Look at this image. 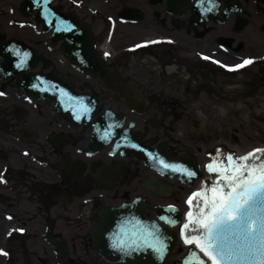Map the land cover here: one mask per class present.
Instances as JSON below:
<instances>
[{"label":"flooded vegetation","instance_id":"1","mask_svg":"<svg viewBox=\"0 0 264 264\" xmlns=\"http://www.w3.org/2000/svg\"><path fill=\"white\" fill-rule=\"evenodd\" d=\"M85 1L50 8L73 11L90 36H54L15 3L0 10V44L22 42L37 59L16 73L0 57V264H111L91 235L103 210L139 201L149 219L170 205L181 216L217 149L264 140V0H101L96 11ZM132 140L196 165L192 186L172 177L164 196L144 188L159 175Z\"/></svg>","mask_w":264,"mask_h":264},{"label":"snow or ice","instance_id":"2","mask_svg":"<svg viewBox=\"0 0 264 264\" xmlns=\"http://www.w3.org/2000/svg\"><path fill=\"white\" fill-rule=\"evenodd\" d=\"M210 2L215 5L216 0ZM34 3L47 5L48 0H34ZM57 30H61L59 26ZM64 30H68L66 22ZM249 63L251 60L245 59L232 67L240 68ZM22 65L20 58L16 66ZM79 111L86 113L89 109L81 105ZM216 151L218 158L205 166L209 173L215 174L214 178L208 185L202 182L201 187L188 196L189 210L180 228L184 243L195 245L206 260L193 251L188 255L195 257V264H264V148H254L240 156L220 157V150ZM157 162L164 169L186 173L189 177L196 175L181 165L164 160ZM168 210L175 211L171 205ZM167 222L177 223L175 219ZM111 246L125 255L145 248L159 253L165 248L160 229L153 225L150 231L139 221L130 229L122 226Z\"/></svg>","mask_w":264,"mask_h":264},{"label":"water","instance_id":"3","mask_svg":"<svg viewBox=\"0 0 264 264\" xmlns=\"http://www.w3.org/2000/svg\"><path fill=\"white\" fill-rule=\"evenodd\" d=\"M55 0H48L47 5H37L34 3V0H21L19 4V12L22 17H30L34 13L33 18L37 23H43L45 30H49L50 27H53V35L58 36L60 34L69 35L73 33V36L86 35L89 36L88 27L84 26L76 17L74 13L60 14L59 7L50 8V4ZM61 1V0H58ZM46 8V12H42V9ZM127 12L124 9L120 15ZM53 22V24H46ZM57 22H60L59 25ZM65 22L68 30H64ZM61 30H57V27ZM80 42L78 39H74V43ZM76 53L79 59L81 49L76 48ZM27 53V55H24ZM10 55V56H9ZM85 56L93 60V65L90 68V73L97 78H100L103 84L108 85L110 83L109 76L105 74L102 66L99 64L98 60L93 57L89 52H86ZM0 57H4L6 62L4 63L3 68L14 69V71L22 72L29 69H32L36 66L37 59L34 54L21 42H10L5 44H0ZM15 58V60H13ZM20 58L23 59V65L17 67V63ZM16 61V62H15ZM29 79L33 81V85L36 86L37 92L46 93V83L44 80L37 76L24 75L23 80L29 82ZM88 114V113H87ZM132 153L141 158L143 163L147 164L154 172H156L159 177L151 175L145 178L142 182V186L152 192L157 196H164L167 191V183L164 178H170L175 175L178 176V179L184 182L186 185H190L191 181L196 178L198 168L196 165H189L187 159H172L168 155H164L162 151L154 154L150 152L144 146L142 147L140 143L132 140L131 150ZM156 156V158L154 157ZM157 160H164L167 163H175L183 166L184 168L195 172V176L189 177L186 173L182 174L180 172H173L169 169H164L163 166L157 162ZM144 205L140 207L139 201H135L131 204L123 205L118 208H108L103 210L99 219L95 225V230H92V241L93 246L96 252L108 263H123V264H164L165 259L174 249L175 243L177 242V235L175 232L169 231L178 226L180 222V215L177 211H169L168 208L161 209L157 213L156 220L162 223L166 228L160 226L157 221L146 218L144 214ZM163 216L165 219H161ZM169 219H175L177 223L170 224L167 221ZM131 222L125 224V222ZM136 221H139L142 226L148 230H152V226L155 225L156 228L160 229V236L164 241L165 248L161 252H156L151 248H145L138 252H132L128 255L117 251L111 245L115 240L116 234L121 232V227L131 228V225ZM169 229V230H168ZM187 234V230H186ZM189 251L196 252L198 256L205 259L203 254L199 252L198 249L194 247L188 248L184 253L183 257L180 258L175 264H185V261L188 264H195V257L188 255ZM181 252V250H179Z\"/></svg>","mask_w":264,"mask_h":264},{"label":"rangeland","instance_id":"4","mask_svg":"<svg viewBox=\"0 0 264 264\" xmlns=\"http://www.w3.org/2000/svg\"><path fill=\"white\" fill-rule=\"evenodd\" d=\"M69 3H72L73 5H78L79 3L82 2V0H67ZM16 2V1H15ZM101 2V0H86L85 3L88 4V6H90L91 10H94L96 11V7H94L95 5H98V3ZM10 3H14V1L12 0H0V7L1 6H4L5 9H3V14H6L7 13V10H8V6ZM260 128L263 132V137H264V122L263 124L260 123ZM231 142V141H230ZM262 143H264V140L262 141ZM259 143L256 142V143H252V144H248L246 147H234V146H231L232 148H235L236 150H238L239 152H244V151H247L248 149L254 147V146H257Z\"/></svg>","mask_w":264,"mask_h":264},{"label":"bare ground","instance_id":"5","mask_svg":"<svg viewBox=\"0 0 264 264\" xmlns=\"http://www.w3.org/2000/svg\"><path fill=\"white\" fill-rule=\"evenodd\" d=\"M55 88H56V86L53 87V90H55ZM238 154H242V153H238ZM214 175H215V174H211V173H210L209 175H206V177H207V178L210 177V179L205 181V185H208V184L211 183V180L214 178ZM182 220H183V219H182ZM192 246H193V245H191L190 247H192ZM190 247H189V248H190ZM194 248H195V245H194Z\"/></svg>","mask_w":264,"mask_h":264}]
</instances>
